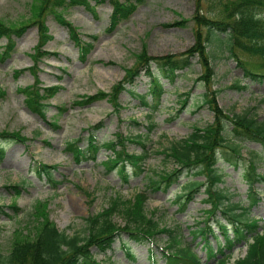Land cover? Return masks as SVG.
Returning <instances> with one entry per match:
<instances>
[{
  "label": "rangeland",
  "instance_id": "rangeland-1",
  "mask_svg": "<svg viewBox=\"0 0 264 264\" xmlns=\"http://www.w3.org/2000/svg\"><path fill=\"white\" fill-rule=\"evenodd\" d=\"M225 0H146L138 6L129 19L123 20L116 27L110 28L113 11L108 2L88 10L84 6H74L64 10L68 20L79 28L82 38L88 46L86 57L81 55L79 47L70 37L69 30L61 26L52 15L46 21L53 35V40L46 46L48 54L40 63V86L60 85L61 89L49 101L47 120L33 113L25 104V94L20 89L36 84L33 71L32 54L38 44L37 27L28 28L25 34L16 40L12 53L2 58L8 40L0 38V89L6 95L0 98V131H20L29 137L27 143H5L6 150L0 162V250L8 253L16 233H27L30 227V213L37 201L47 202L50 219L60 230L69 234L82 232L86 227L89 214L100 212L107 207L110 198L121 194L131 199L145 189L148 175L156 174L164 167L172 170L174 163L165 164V155L161 152L172 142L188 137L196 126L203 127L213 122V112L201 102L205 87L198 79L204 71L198 58L193 59L191 67L178 72L175 80L161 79L164 94L160 107L155 112L156 126L149 132L147 142L151 156L146 160L145 171L134 172L131 164L127 165L131 176L125 181L118 171L108 170L105 161L113 156L112 149L106 146L117 133L133 137L147 132L148 109L141 99L128 92L121 94L123 109L116 114L111 103L98 100L86 106H74V102L99 91L110 92L113 86L123 80L127 68L134 67L136 54L147 48L151 56L169 53L181 54L195 41L192 21L197 12L206 15L218 13L219 2ZM36 0H0V18L5 23L16 22L32 17V7ZM264 14V13H263ZM188 20L184 25L173 26L176 22ZM214 67V89H220L219 104L230 112L253 110L261 119L264 118V82H252L244 78L243 69L223 45L214 43L209 46ZM244 59L254 62L250 56ZM17 71L22 73L17 76ZM246 88L235 85L241 80ZM138 93H150V78L141 76L135 82ZM188 97L183 105L181 100ZM151 102V95H148ZM68 109V110H62ZM141 124H136V122ZM96 131L99 147L91 152V158L77 163L72 152L66 151V142L80 139L83 147L88 146L91 128ZM126 151L140 153L141 145L127 141ZM118 147L117 149H119ZM255 142H246L243 155L246 160L235 168L220 162L226 173L225 187L234 194L232 201L247 203L248 182L244 174L249 168V161L257 165V171L264 174V153ZM256 151V152H252ZM54 166L52 169L55 183L45 174L36 171L37 162ZM182 178L167 191L149 192L147 210L156 209L155 218L163 226L179 227L182 241L189 243L207 260L202 237L194 238L191 231L197 223L206 218L204 210L210 205L205 202L204 188L196 193L185 210H181L176 195L182 193ZM204 179V175L194 177ZM16 195L10 185L23 183ZM263 200L254 207L253 214L264 217V183L257 184ZM90 194V195H89ZM93 200V201H92ZM16 201L19 210L12 208ZM118 223L124 224L122 216H116ZM226 221V219L224 220ZM214 223V222H212ZM217 234L221 233L214 224ZM223 240L222 236H220ZM128 239L123 236L117 240L111 250L98 253L97 259L103 264H165L162 248L168 241L164 235L156 239L154 256H150L149 245L130 242L132 256L124 252L122 244ZM213 245L216 242L213 239ZM96 252V250H94ZM246 247L240 245L231 257V262L245 254Z\"/></svg>",
  "mask_w": 264,
  "mask_h": 264
},
{
  "label": "trees",
  "instance_id": "trees-1",
  "mask_svg": "<svg viewBox=\"0 0 264 264\" xmlns=\"http://www.w3.org/2000/svg\"><path fill=\"white\" fill-rule=\"evenodd\" d=\"M146 0H36L32 7V17L16 22L5 23L0 18V38L8 40L2 58L8 57L15 49L16 40L22 37L30 27H37L39 33L38 44L32 54L33 71L36 84L28 85L20 91L25 94L26 106L35 114L47 120L49 101L61 89L60 85L40 86V63L48 54L44 48L53 40L46 18L52 15L56 21L67 28L72 41L79 47L81 55L86 57L88 46L91 43L83 40L79 28L67 19L64 10L74 6H84L88 10L105 3L112 5L110 28L116 27L123 20H127ZM201 1L198 0L199 7ZM213 2V0H212ZM220 8L214 16L197 12L193 16L195 41L181 54L169 53L162 56H151L147 48L136 54L137 61L132 68L125 69L123 80L116 83L110 92L99 91L74 102V106H86L98 100L107 99L116 114H120L123 105L120 97L123 92L139 97L141 103L147 107V132L130 137L117 133L106 146L112 149L113 156H108L105 164L109 171L118 169L123 179L128 182L131 176L127 165L131 164L134 172L139 174L145 171V162L151 156L147 142L149 132L156 126L155 112L160 107L161 96L164 94L162 78L175 80L178 72L191 67L194 58H198L203 68V75L198 79L205 87L201 102L213 112L214 120L206 126H196L194 131L185 138L174 141L161 152L165 155V164L174 163L172 170L164 167L156 174L148 175V182L144 190L136 193L131 199H125L121 194L110 198L107 207L100 212L89 214L86 218V227L82 232L69 234L60 230L50 219L48 203L37 201L33 212L30 213V227L27 233H16L8 253L0 250V264H103L97 259L98 253L111 250L117 240L123 236L128 239L123 242L124 252L132 256V245H149L150 256H154L153 245L156 239L164 235L168 241L162 254L165 264H264V217L253 214L255 206L263 200L257 184L264 183V174L257 171L253 160L249 161V168L244 176L248 182L247 203L232 201L234 194L221 184L225 182L226 173L220 162L238 168L246 160L243 148L246 142H255L262 147L264 153V118H260L253 110L237 113L225 110L219 104L220 89H214L213 77L215 74L211 61L209 46L217 43L223 45L229 52V57L235 58L238 66L243 69V76L252 82H264V0H225L219 2ZM47 13V16L45 15ZM188 20L171 24L184 25ZM244 55L255 61H247ZM19 76L22 71H17ZM150 78V93H138L135 82L141 76ZM236 83L239 89L246 88ZM151 95L152 101L148 100ZM6 91L0 89V98ZM185 105L188 97L181 100ZM68 110V109H62ZM136 122V121H135ZM136 124H141L136 122ZM102 128H91L89 144L83 147L80 139L66 142V151L72 152L77 163L91 158V152L99 147L96 131ZM29 137L20 131H0V162L4 158L5 143H27ZM132 141L141 145L140 153L127 152L126 142ZM120 147L119 149H117ZM256 152V151H252ZM37 173L45 174L52 182H56L52 169L54 166L37 162ZM204 175V179L194 177ZM187 178L182 184V193L177 194V202L181 210H185L194 199L197 192L204 188L205 202L210 205L204 210L206 218L192 228V235L196 239L202 237L207 260L204 261L191 244L182 241L179 227L163 226L155 218L153 212L147 210L149 192L167 191L180 179ZM23 183L10 185L16 195L21 191ZM90 195V194H89ZM93 201V200H92ZM12 208L19 210L14 201ZM122 216L124 224L118 223L116 216ZM226 219V221H224ZM214 222V223H212ZM214 224L219 229L223 240L217 234ZM216 242V247L213 241ZM247 246L244 257L231 262V257L240 245ZM96 250V252L94 251Z\"/></svg>",
  "mask_w": 264,
  "mask_h": 264
}]
</instances>
